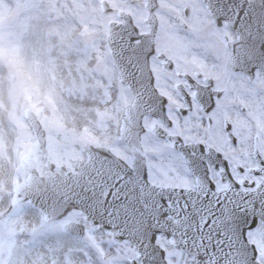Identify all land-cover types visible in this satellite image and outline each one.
I'll return each instance as SVG.
<instances>
[{
  "label": "snow or ice",
  "instance_id": "obj_1",
  "mask_svg": "<svg viewBox=\"0 0 264 264\" xmlns=\"http://www.w3.org/2000/svg\"><path fill=\"white\" fill-rule=\"evenodd\" d=\"M123 125L76 194L99 264H264V0H119Z\"/></svg>",
  "mask_w": 264,
  "mask_h": 264
},
{
  "label": "rangeland",
  "instance_id": "obj_2",
  "mask_svg": "<svg viewBox=\"0 0 264 264\" xmlns=\"http://www.w3.org/2000/svg\"><path fill=\"white\" fill-rule=\"evenodd\" d=\"M94 5V0H54L35 12L32 0H0V46L17 49L38 84L41 103L30 109L46 131L50 160L66 168L84 139L109 141L128 100L108 61ZM11 83L9 66L0 62V189L7 196L25 173L19 158L32 145L25 107L14 99ZM36 158L42 173V159ZM87 234L85 239L65 235L60 222H44L24 202L0 222V264H99V237Z\"/></svg>",
  "mask_w": 264,
  "mask_h": 264
},
{
  "label": "water",
  "instance_id": "obj_3",
  "mask_svg": "<svg viewBox=\"0 0 264 264\" xmlns=\"http://www.w3.org/2000/svg\"><path fill=\"white\" fill-rule=\"evenodd\" d=\"M122 66L125 68L124 64H120V70L122 69ZM126 111L125 108L120 127L123 125ZM25 115L37 139L36 144L43 148L44 131L41 129L36 116L28 109L25 111ZM30 153L31 150H29L21 159L22 165L28 163L30 167L28 174L25 176L26 184L14 186L13 202L30 198L32 202H35L41 208L46 219L49 218V215H51V218H57L58 216H61V214H64L70 207H75L78 203L76 197V194L78 193L76 187L77 177L71 175L60 177L50 175V181L45 182L43 178L36 176L34 159L29 156ZM46 165L48 169L52 168V164L47 161ZM47 175L48 173H45L43 177H47Z\"/></svg>",
  "mask_w": 264,
  "mask_h": 264
},
{
  "label": "flooded vegetation",
  "instance_id": "obj_4",
  "mask_svg": "<svg viewBox=\"0 0 264 264\" xmlns=\"http://www.w3.org/2000/svg\"><path fill=\"white\" fill-rule=\"evenodd\" d=\"M53 1L54 0H32L33 5H34L33 10H35V12L36 10L38 11L39 8L46 6L47 2H48V7H50ZM57 1L62 2L63 0H57ZM94 2H95L94 12L98 20L97 26L99 27L101 32H107L109 28V24L112 22L118 24L121 18L118 13L119 0H94ZM63 6L64 5L61 4L62 10H63ZM125 90H126V94L128 97L129 85L126 86ZM97 140H103V139L97 138ZM84 141L85 142H83V145H81V148H80L79 159L81 160V162H83L81 166L83 167V170L85 172L86 168L89 166V165L87 166V164L85 163V160H86L85 145L90 143L94 146H97V145H103L105 143L103 142L92 143L90 141H87V139H84ZM84 179H85V175H84ZM2 180L3 179L0 178V183H3ZM7 213H8V210H6V195L3 194L0 189V222L3 221ZM78 221L83 226V231H84L83 239H85L86 236H88L87 234L88 231L93 232L91 229L90 221L86 220L84 215H82L79 212H78Z\"/></svg>",
  "mask_w": 264,
  "mask_h": 264
},
{
  "label": "clouds",
  "instance_id": "obj_5",
  "mask_svg": "<svg viewBox=\"0 0 264 264\" xmlns=\"http://www.w3.org/2000/svg\"><path fill=\"white\" fill-rule=\"evenodd\" d=\"M0 62L10 68L11 93L23 107L36 108L41 103V92L38 84L28 72L17 49L0 46Z\"/></svg>",
  "mask_w": 264,
  "mask_h": 264
},
{
  "label": "bare ground",
  "instance_id": "obj_6",
  "mask_svg": "<svg viewBox=\"0 0 264 264\" xmlns=\"http://www.w3.org/2000/svg\"><path fill=\"white\" fill-rule=\"evenodd\" d=\"M27 215V214H26Z\"/></svg>",
  "mask_w": 264,
  "mask_h": 264
}]
</instances>
